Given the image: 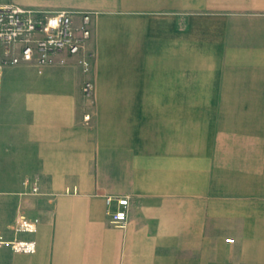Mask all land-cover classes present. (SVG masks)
I'll return each mask as SVG.
<instances>
[{
    "label": "crops",
    "instance_id": "crops-1",
    "mask_svg": "<svg viewBox=\"0 0 264 264\" xmlns=\"http://www.w3.org/2000/svg\"><path fill=\"white\" fill-rule=\"evenodd\" d=\"M9 4L91 12V68L4 72L0 232L37 251L0 264H264V0Z\"/></svg>",
    "mask_w": 264,
    "mask_h": 264
},
{
    "label": "built area",
    "instance_id": "built-area-1",
    "mask_svg": "<svg viewBox=\"0 0 264 264\" xmlns=\"http://www.w3.org/2000/svg\"><path fill=\"white\" fill-rule=\"evenodd\" d=\"M91 12L71 10L26 9L18 5H0V107L3 92V76L7 68L19 65L34 66L39 73L49 67H63L76 60L85 73L91 68V55L87 43L92 36ZM85 98L92 99L94 84L86 80L82 87ZM90 119V114L85 115ZM38 186L32 185L31 193ZM107 205L115 204L109 212L112 222L124 225L128 219L129 198L107 195ZM38 220L21 216L13 227L14 234H34ZM233 241V239H229ZM0 247H9L13 252L34 254L37 242L34 239H10L0 232Z\"/></svg>",
    "mask_w": 264,
    "mask_h": 264
},
{
    "label": "rangeland",
    "instance_id": "rangeland-1",
    "mask_svg": "<svg viewBox=\"0 0 264 264\" xmlns=\"http://www.w3.org/2000/svg\"><path fill=\"white\" fill-rule=\"evenodd\" d=\"M1 49H2V45L0 44V51H1ZM4 164L6 166H8V167L0 172V176H2V173H4V174H6L5 176H7L6 178H8V176H10V174L13 173V171L11 170L12 167L11 168L9 167V166H12V165L10 163H8V162H5Z\"/></svg>",
    "mask_w": 264,
    "mask_h": 264
}]
</instances>
